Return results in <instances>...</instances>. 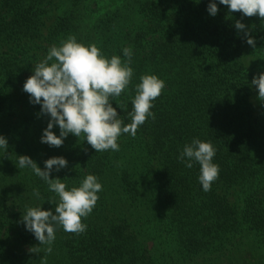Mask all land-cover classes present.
<instances>
[{"label": "trees", "instance_id": "obj_1", "mask_svg": "<svg viewBox=\"0 0 264 264\" xmlns=\"http://www.w3.org/2000/svg\"><path fill=\"white\" fill-rule=\"evenodd\" d=\"M209 0H0V264H264V101L255 113L251 80L264 72V18L229 12ZM240 21L245 30H237ZM245 31L248 35H245ZM254 39V45L246 41ZM69 37L106 57L133 51L134 77L112 106L130 123L135 84L145 74L165 82L135 137L117 152H96L71 134L60 147L40 142L49 117L19 90L52 46ZM52 131L59 135L58 126ZM194 137L211 142L218 179L210 191L200 166L178 160ZM62 156L53 171L67 188L95 175L103 189L83 233L56 229L48 252L22 216L58 197L29 169ZM39 189L41 199L32 196ZM230 195L233 199H230Z\"/></svg>", "mask_w": 264, "mask_h": 264}, {"label": "clouds", "instance_id": "obj_2", "mask_svg": "<svg viewBox=\"0 0 264 264\" xmlns=\"http://www.w3.org/2000/svg\"><path fill=\"white\" fill-rule=\"evenodd\" d=\"M199 3V0H196ZM226 5L229 12L239 11L243 16L264 18V0H209L206 11L215 16L217 5ZM237 30H245L240 21L235 23ZM245 35L248 33L245 31ZM254 45L250 36L246 41ZM121 56L106 57L96 45H84L69 37L60 46H52L46 56L36 63L23 83L22 90L28 94L29 103L40 106V113L49 117L42 130L40 142L50 147H60L69 134L83 138L96 152L120 150L119 138L124 135L135 137L137 129L147 119H155L151 109L153 101L161 95L165 82L156 75L145 74L135 84V95L131 100L129 112L131 122L125 124L112 102L126 92L134 77L131 67L133 51L124 47ZM251 85L257 89L258 98L264 101V72L254 75ZM58 126L59 135L52 129ZM8 141L0 135V150L6 152ZM216 149L211 142L194 137L183 146L178 160L188 169L195 164L200 166L198 181L202 190H211L212 183L218 179L219 166L213 162ZM16 167L29 169L43 181L48 190L58 197L52 209L43 210L41 204L28 207L22 216L25 229L32 233L40 245H51L56 239V229L61 227L68 233H83L87 225L82 218L92 212L103 189L98 178L88 174L78 187L67 188L60 178H50L53 171L59 172L68 165L62 156L44 161L41 169L27 155L17 156ZM32 196L41 199L39 189L33 188Z\"/></svg>", "mask_w": 264, "mask_h": 264}, {"label": "rangeland", "instance_id": "obj_3", "mask_svg": "<svg viewBox=\"0 0 264 264\" xmlns=\"http://www.w3.org/2000/svg\"><path fill=\"white\" fill-rule=\"evenodd\" d=\"M25 80L26 79H23V82L18 85L19 86V90H22V86H23V83L25 82ZM251 99H252L253 105L255 107V113L259 112L260 111L259 104H260L261 100L258 98L257 89L255 88L254 85L252 86ZM230 199L231 200L233 199V197L231 195H230Z\"/></svg>", "mask_w": 264, "mask_h": 264}]
</instances>
